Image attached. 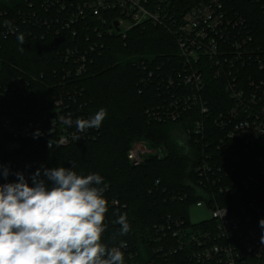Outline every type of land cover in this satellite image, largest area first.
<instances>
[{
  "label": "built area",
  "instance_id": "1",
  "mask_svg": "<svg viewBox=\"0 0 264 264\" xmlns=\"http://www.w3.org/2000/svg\"><path fill=\"white\" fill-rule=\"evenodd\" d=\"M247 1L258 5L264 17V0ZM55 5L50 19L39 17ZM29 9H33L31 3L18 13L22 23H39L53 30L54 37L59 33L63 37L57 53L61 68L54 74L63 79L60 88L66 95L84 93L78 84L64 90L70 82L64 79L86 77L90 66L109 48L112 36L124 40L133 28L150 23L174 38L178 53L174 62L169 58L154 69L143 62L136 65L138 93L147 88L157 93V101L144 111L147 121L178 124L176 138L189 160L182 191L168 195L171 202L188 206L153 225L152 258L147 262L264 264L260 242L264 229L259 226L264 219V22L229 0H207L181 16L173 10L172 0H46L36 11ZM2 26L3 37L19 30L15 21L11 22L14 31L5 23ZM211 83L216 84V99L210 96ZM69 115L72 127L60 123V117ZM78 117L88 118L82 104L73 111L64 97L54 98V110L42 121L16 123L0 116V135L12 139L8 149L16 147L15 140L31 138L37 130L47 145L50 140L62 141V147L96 140V128L77 132ZM74 134L81 137L75 141ZM165 155L163 147L137 140L126 158L131 166L139 167ZM159 186L157 180L154 188ZM195 208L206 209L210 217L192 222L190 211ZM121 250L129 255L130 264H142L128 244Z\"/></svg>",
  "mask_w": 264,
  "mask_h": 264
},
{
  "label": "trees",
  "instance_id": "2",
  "mask_svg": "<svg viewBox=\"0 0 264 264\" xmlns=\"http://www.w3.org/2000/svg\"><path fill=\"white\" fill-rule=\"evenodd\" d=\"M44 1L0 0V116H7L16 123L42 121L50 116L54 98L59 97H64L73 111L82 104L88 118L101 108L107 110V116L98 128L96 140L65 147H57L54 142L50 148L44 137L33 136L15 140L16 147L8 149V141L12 139L0 135V165L7 167L10 173L6 179L0 175V184L17 182L15 173L21 172L31 185V176L38 168H72V162L78 174L98 173L104 179L102 186L108 202L104 242L111 247L125 241L136 259L147 264L152 258L149 240L153 225L167 214L179 215L188 206L185 202H171L168 195L171 191H182L189 160L176 138L178 124L147 121L144 111L157 101V93L152 88L138 93L136 65L143 62L154 69L165 65L169 58L174 62L178 56L175 40L164 28L150 23L133 28L124 40L112 36L109 48H105L90 66L86 77L77 81L64 79L70 81L64 90L68 85L70 90L75 89L77 84L84 89L81 97L78 92L66 95L61 90L63 79L54 74L61 68L57 56L63 38L61 33L54 37L53 30L39 23L24 24L18 15L27 10V4L33 5V9L28 10L32 13ZM206 1L172 0V8L181 16ZM229 3L247 8L252 16L264 22L258 5L247 0H229ZM55 9L56 5L46 15L39 13V17L50 19ZM5 21L17 22L19 30L3 37ZM20 33L25 37L23 45L17 40ZM21 47L23 52L19 51ZM210 87V96L216 99V84L211 83ZM137 140H145L152 147H163L166 155L161 160L150 158L139 167L131 166L126 153ZM157 180L160 186L154 188ZM114 200L117 205H111ZM125 213L130 232L117 235L114 243L111 237L120 229L115 222L117 214ZM128 263L129 255L125 254L124 264Z\"/></svg>",
  "mask_w": 264,
  "mask_h": 264
},
{
  "label": "clouds",
  "instance_id": "3",
  "mask_svg": "<svg viewBox=\"0 0 264 264\" xmlns=\"http://www.w3.org/2000/svg\"><path fill=\"white\" fill-rule=\"evenodd\" d=\"M5 24L14 31L10 21ZM17 40L24 44L23 33ZM106 116L107 110L101 108L88 119L76 118L77 132L98 129ZM60 123L73 126L70 115L60 117ZM39 135L37 130L34 138ZM80 137L74 134L72 139ZM48 146H54L53 140ZM75 168L74 162L72 168H38L31 176V185L17 172V182L0 184V264H124L121 249L127 247L126 242L121 240L111 247L104 242L108 202L103 177L78 174ZM9 174V169L0 165V175L6 179ZM117 217L120 229L111 237L114 243L117 235L130 232L127 214ZM259 226L264 229V219ZM260 242L264 244V235Z\"/></svg>",
  "mask_w": 264,
  "mask_h": 264
},
{
  "label": "rangeland",
  "instance_id": "4",
  "mask_svg": "<svg viewBox=\"0 0 264 264\" xmlns=\"http://www.w3.org/2000/svg\"><path fill=\"white\" fill-rule=\"evenodd\" d=\"M209 217H210L209 212L204 208L202 209L195 208L190 211V220L192 222H199L201 220L208 219Z\"/></svg>",
  "mask_w": 264,
  "mask_h": 264
}]
</instances>
